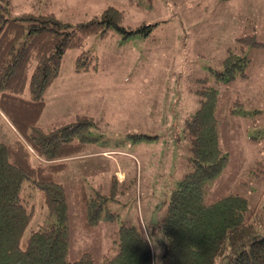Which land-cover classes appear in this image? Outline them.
I'll return each mask as SVG.
<instances>
[{"label":"rangeland","instance_id":"rangeland-1","mask_svg":"<svg viewBox=\"0 0 264 264\" xmlns=\"http://www.w3.org/2000/svg\"><path fill=\"white\" fill-rule=\"evenodd\" d=\"M8 1L9 16L54 12L62 20L79 22L101 14L93 15L95 5H76L81 0ZM95 1L103 9L114 5L123 10L125 25L159 24L148 38L123 41L117 34L90 36L85 48L89 55L98 56L99 69L77 71L80 50L67 49L59 76L45 92L39 126L49 130L79 115H89L99 122L92 129V135L99 138L86 152L118 146L132 156L125 158L129 164L124 184L112 183L118 161L100 152L72 160L70 168L60 173L70 212L67 259L76 260L91 251L101 263L106 255L116 254L117 230L123 223L143 227L156 257L162 253L163 244L152 218L190 170L191 144L185 120L199 108L198 90L203 86L217 89L219 144L228 156L223 170L206 184L205 201L212 203L229 193H239L248 198L253 210L247 213L248 221L255 214H264V47L237 50L241 36L255 33L264 41V0ZM81 11L84 14L77 15ZM230 51L251 59L248 75L218 82L211 70H222ZM238 99L242 104L236 102ZM140 132L160 136L149 142H135L128 136ZM17 139L24 138L0 107V141ZM82 182L89 193L93 192L90 188L102 184L104 192L114 195L108 206L118 214L117 221L101 222L92 229L83 226L84 209L75 198ZM22 196L35 207L25 231L27 237L54 218L43 206L36 187L26 182ZM163 214L159 209L158 215ZM262 235L264 228L249 242Z\"/></svg>","mask_w":264,"mask_h":264},{"label":"trees","instance_id":"trees-1","mask_svg":"<svg viewBox=\"0 0 264 264\" xmlns=\"http://www.w3.org/2000/svg\"><path fill=\"white\" fill-rule=\"evenodd\" d=\"M8 4V0H0V107L24 139L0 141V264H264V235L249 242L264 228V214H255L248 221L247 213L253 210L248 198L239 193L212 203L204 198L206 184L228 160L219 144L217 89L212 86L198 90L200 106L185 120L191 144L190 170L160 206L163 216L157 213L154 226L163 244L158 258L145 229L123 223L117 230L116 254L106 255L101 263L91 251L76 260L67 259L70 212L59 175L99 138L92 135L99 122L79 115L49 130L42 128L38 121L46 105L45 92L59 76L67 49L80 50L77 71L99 69L98 56L89 55L85 48L90 36L117 34L123 41L148 38L159 23L125 25L124 11L114 5L104 8L98 17L71 22L34 11L9 16ZM238 40L240 52L247 46L264 47L255 33ZM250 62L246 55L230 51L224 68L211 71L216 81L230 82L246 77ZM236 102L242 104L240 99ZM128 136L135 142L159 137L145 132ZM26 182L38 189L43 206L54 218L27 237L35 207L23 199ZM118 182L113 174L112 183ZM90 189L92 193L82 182L75 194L84 209L83 226L92 229L101 222L117 221L118 214L108 206L114 195L104 192L102 184Z\"/></svg>","mask_w":264,"mask_h":264},{"label":"crops","instance_id":"crops-1","mask_svg":"<svg viewBox=\"0 0 264 264\" xmlns=\"http://www.w3.org/2000/svg\"><path fill=\"white\" fill-rule=\"evenodd\" d=\"M94 1L95 0H83V1L81 0L76 5L80 4L81 2H86L87 3V6L90 5V4L91 5H95L96 6V9H95V12L93 13V15H97L98 13H100V11L102 12L103 8L101 7V5H98L97 4L98 1H95V2ZM74 9L77 10V9H81V8L80 7H75ZM47 13L54 14V12H47ZM82 14H84V13L81 11L77 15H82ZM85 71H89V70H85ZM98 71L99 70H93L94 73H98ZM89 146H91V145H89ZM89 146L87 147V149L89 148ZM87 149L84 151L83 154H81V155L73 158L72 160H74V159L76 160L77 158L82 157V156H86V155L87 156H92L93 154H98L99 152L100 153H103V154H107V156H110L113 160L116 159L118 161V164L119 165L117 166V168L113 169V171H114L113 174H117L118 181H119L118 183L124 184L126 182V181H124L126 179L125 169L128 166V164H129V160L128 159H125V158L131 156V152L130 151H128V150H126L124 148H119L118 146H116V147L113 146V147H109V148H102L101 147V149L98 148L97 149L98 152H95V153L92 152V151L86 152ZM118 157H121V159H119ZM70 166H71V163H70ZM82 179H84V178H82Z\"/></svg>","mask_w":264,"mask_h":264},{"label":"water","instance_id":"water-1","mask_svg":"<svg viewBox=\"0 0 264 264\" xmlns=\"http://www.w3.org/2000/svg\"><path fill=\"white\" fill-rule=\"evenodd\" d=\"M159 210V209H158ZM158 210H156L153 214V218H152V223H157V213H158Z\"/></svg>","mask_w":264,"mask_h":264}]
</instances>
